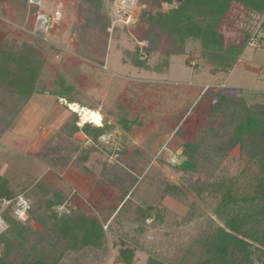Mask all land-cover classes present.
<instances>
[{
	"label": "rangeland",
	"instance_id": "374dc122",
	"mask_svg": "<svg viewBox=\"0 0 264 264\" xmlns=\"http://www.w3.org/2000/svg\"><path fill=\"white\" fill-rule=\"evenodd\" d=\"M18 1L22 6V0ZM54 1L44 0L42 7L60 9L62 17L38 42L21 29L27 18L24 9L11 11L7 2H0V35L30 42L41 50L46 60L43 73L49 77L57 73L56 78L71 89L68 95L79 106L94 108L90 110L106 124L101 134L106 137L94 139L71 130L72 122L85 121L79 111L65 103L68 96L58 101L54 94L32 95L27 111L0 141V174L16 180L26 175L43 177L67 194L78 193L79 200H75L79 208L105 221L106 253L91 264H124L117 261L124 247L136 249L132 264H146L149 254L164 264H197L202 251L193 242L197 234L210 230L212 220L214 225L221 223L214 213L220 193L203 192L202 198L197 197L196 188H202L204 175L211 180L208 173L180 172L173 166L183 142L176 135V125L195 116L192 106L212 102L208 90L204 92L208 85L235 92L251 108L264 104V9L232 1L216 19L224 42L222 52L229 43L236 46L241 39L247 40L240 54L231 52L227 57L219 48H207L200 38L163 34L149 12H168L170 5L166 3L150 5L140 22L137 16L134 23H116L109 32L98 12L100 0ZM199 10L197 5L191 8L196 19L207 21L208 16L198 15ZM28 11L31 13L32 7ZM28 20L33 26L31 17ZM1 31L12 35L5 38ZM167 52L180 56L173 55L167 75H156L152 82L142 75L143 70L122 63V59L142 65L149 61L159 66ZM229 62L231 70L222 69ZM121 145L126 148L117 154L115 150ZM238 157L235 146L217 170L241 174L245 162ZM103 168H107L106 176L101 175ZM256 170L257 166L250 164L239 177L238 184L244 190H255L248 183L254 182L251 176ZM129 173L135 182L125 194L124 187L112 179ZM136 183L143 185L139 188ZM172 183L174 188L168 187ZM120 195L131 201L128 214L115 219L101 212L104 206L119 204ZM135 205L151 208L143 223L135 218ZM64 209L63 205L56 207L58 212ZM107 224L111 228L107 229ZM141 225L143 229L138 230Z\"/></svg>",
	"mask_w": 264,
	"mask_h": 264
},
{
	"label": "trees",
	"instance_id": "16d2710c",
	"mask_svg": "<svg viewBox=\"0 0 264 264\" xmlns=\"http://www.w3.org/2000/svg\"><path fill=\"white\" fill-rule=\"evenodd\" d=\"M232 1L243 2L255 10L264 9V0H138L140 14L137 23L150 5L166 3L170 5L168 12H149L156 18L163 34L181 39L200 38L207 48H219L222 52L224 42L219 37L215 21L222 17ZM0 2H7L11 11L17 12L23 8L27 18L21 29L37 42L45 39L32 34L33 26L28 24L30 17L34 24L36 6L29 4L28 0H22V6L18 0ZM111 2L112 0H100L98 8L106 27L110 21ZM54 4L61 8L63 6L55 1ZM194 5L200 7L198 15L208 16L207 21L196 19L191 12ZM29 7L33 9L31 13L28 11ZM1 33L6 35L5 38L12 35L10 32ZM0 42V140L15 128L34 94H54L58 101L68 96L70 99L65 103L79 104L73 96L68 95L71 89L65 88L61 78H56L57 73L54 77L43 73L45 56L34 44L19 42L13 38L3 39L2 35ZM246 42L243 38L236 46L229 43L222 53L227 57L231 52L240 54V49ZM167 53L170 55L174 52ZM131 64L139 68H147L148 65L145 62V65L140 62ZM223 65L222 69L225 68V71H230L233 66L231 62ZM213 87L215 86L208 85L204 89L213 98L212 102L192 106L191 113L195 109V116L190 119L188 116L181 124L176 125V135L183 142L173 166L180 172L208 173L211 180H207L204 175V183H200L202 188H196L197 197L202 198L203 192L220 193L214 213L221 223L214 225L212 220L210 230L203 235L197 234L193 242V246H199L202 251V259L197 264H264V104L251 108L235 92L226 91L220 86L217 89ZM189 120L191 121L188 122ZM104 125L106 124L102 121L99 125L85 121L78 126L77 121H74L70 128L95 139L106 130ZM235 146L239 148L237 160L245 162V166L241 167L242 173L217 170L218 165L224 162ZM125 148L121 145L115 151L117 154L123 153ZM249 163L257 166L251 176L254 182L248 183L254 187L253 192L244 190L238 184L239 177ZM106 174L107 168H103L101 175ZM107 177L112 178L109 175ZM112 181L117 186L124 187L126 194L134 184L135 177L129 173L122 179L113 178ZM137 183L139 188L143 185ZM173 185L172 183L168 187L174 188ZM18 194H23L29 200V216L24 222L18 220L13 214V204L1 211L7 226L0 232V264H91L106 253L105 221L79 208L80 203L76 201L79 200L76 196L78 193L67 194L43 177L26 175L16 180L15 177L0 174V210L3 199H12ZM38 195L44 196L38 198ZM126 200L124 195H120L117 201L119 204L113 202L104 206L101 212L109 214L108 217L120 218L131 211V201ZM60 205L65 209L58 212L56 207ZM135 206L134 211L138 214L135 218L143 223L150 216L151 208L145 205ZM35 224L40 228H35ZM141 227L142 225L137 229L142 230ZM106 228H111V225L107 224ZM134 244L141 246L137 241ZM135 250L130 247L120 248L117 261L132 264ZM146 264L164 263L155 255L149 254Z\"/></svg>",
	"mask_w": 264,
	"mask_h": 264
},
{
	"label": "built area",
	"instance_id": "2783aa9c",
	"mask_svg": "<svg viewBox=\"0 0 264 264\" xmlns=\"http://www.w3.org/2000/svg\"><path fill=\"white\" fill-rule=\"evenodd\" d=\"M137 1L138 0H112L109 8L110 23L107 26V30L109 32L112 31L116 23L126 25L131 22H135L137 16L140 14ZM28 2L29 4L37 7L33 29L31 32L39 36L46 35L60 19L61 12L57 9L45 10L42 7V0H28ZM100 137L105 138L106 136L100 135L99 138ZM10 204H13V214L18 220L24 222L29 216V210L31 207L30 202L23 194H18L12 199H3L0 210V232L5 230L7 226L1 215V211Z\"/></svg>",
	"mask_w": 264,
	"mask_h": 264
},
{
	"label": "crops",
	"instance_id": "0c3cea01",
	"mask_svg": "<svg viewBox=\"0 0 264 264\" xmlns=\"http://www.w3.org/2000/svg\"><path fill=\"white\" fill-rule=\"evenodd\" d=\"M173 55H179L180 56V54L178 53H173V54H170L169 56H167L166 57V59H167V62H163V64H161V65H159V67H154L153 65H151L150 64V62L148 61V62H146V64H148V66H147V68L145 67V68H139V67H136V66H134V65H132L134 68H136V69H138V70H143V72H145V74H142L145 78H148L151 82H152V80L151 79H155V78H158V77H154V76H156V75H158V76H164V75H167L166 73L169 71V66H170V63H171V57L173 56ZM122 63L123 64H129V65H131V63H129V62H126V61H124L123 59H122ZM185 64V63H184ZM186 65V64H185ZM186 66H188V65H186ZM189 67V66H188ZM105 69H107V68H105ZM36 94H34L33 96H35ZM198 96V95H197ZM32 100H34V97H32L30 100H29V102H28V104H27V108H26V110L24 111V113L27 111V109H28V107H29V105H30V103H31V101ZM195 101H196V99H195ZM86 107V106H85ZM87 108H90V107H87ZM91 108H93V107H91ZM96 110V109H95ZM24 113H23V115H24ZM22 115V116H23ZM46 119H47V117H46ZM84 122V121H83ZM77 125H82L81 123H79V122H77ZM96 125H99V124H96ZM13 130V129H12ZM11 130V131H12ZM37 130V129H36ZM35 130V131H36ZM38 132V131H37ZM1 141V140H0Z\"/></svg>",
	"mask_w": 264,
	"mask_h": 264
},
{
	"label": "bare ground",
	"instance_id": "6f19581e",
	"mask_svg": "<svg viewBox=\"0 0 264 264\" xmlns=\"http://www.w3.org/2000/svg\"><path fill=\"white\" fill-rule=\"evenodd\" d=\"M70 106L73 108V110L79 111L83 115L84 121L91 120L94 124H100V120L96 112L83 106L80 107L77 103H71Z\"/></svg>",
	"mask_w": 264,
	"mask_h": 264
}]
</instances>
